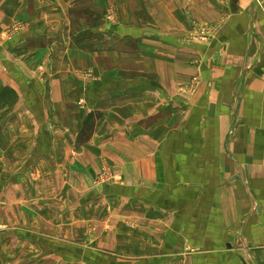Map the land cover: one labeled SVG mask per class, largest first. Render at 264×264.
I'll list each match as a JSON object with an SVG mask.
<instances>
[{
    "label": "crops",
    "instance_id": "obj_1",
    "mask_svg": "<svg viewBox=\"0 0 264 264\" xmlns=\"http://www.w3.org/2000/svg\"><path fill=\"white\" fill-rule=\"evenodd\" d=\"M52 3L60 0H20ZM183 5L211 30L168 45L172 80L148 75L161 64L142 60L135 92L88 91L89 111L103 112L96 159L121 181L94 192L103 216L87 245L93 264H264V0ZM193 75L195 90L181 93L179 79ZM66 91L58 104L82 97Z\"/></svg>",
    "mask_w": 264,
    "mask_h": 264
},
{
    "label": "rangeland",
    "instance_id": "obj_2",
    "mask_svg": "<svg viewBox=\"0 0 264 264\" xmlns=\"http://www.w3.org/2000/svg\"><path fill=\"white\" fill-rule=\"evenodd\" d=\"M183 4L1 0L0 264H93L87 245L94 218L103 216L94 212V192L121 181L102 156L96 159L103 112L89 111L88 91L111 83L135 92L142 60L163 67L148 75L172 80V44L204 41L211 30L189 20ZM197 81L180 78L178 90L192 92ZM68 86L82 97L58 104Z\"/></svg>",
    "mask_w": 264,
    "mask_h": 264
}]
</instances>
